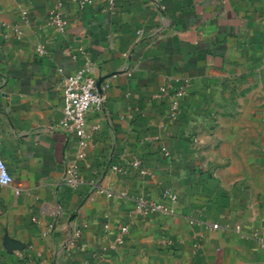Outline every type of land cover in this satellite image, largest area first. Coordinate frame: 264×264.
Masks as SVG:
<instances>
[{
    "label": "crops",
    "instance_id": "0c3cea01",
    "mask_svg": "<svg viewBox=\"0 0 264 264\" xmlns=\"http://www.w3.org/2000/svg\"><path fill=\"white\" fill-rule=\"evenodd\" d=\"M80 68L107 94L82 148L53 130ZM263 145L264 0H0V264H264Z\"/></svg>",
    "mask_w": 264,
    "mask_h": 264
},
{
    "label": "built area",
    "instance_id": "2783aa9c",
    "mask_svg": "<svg viewBox=\"0 0 264 264\" xmlns=\"http://www.w3.org/2000/svg\"><path fill=\"white\" fill-rule=\"evenodd\" d=\"M83 4L91 3L92 0H82ZM109 9L112 13L115 12V0H108ZM62 4L59 2L57 6L52 10L49 17V24H53L58 28L63 29L68 20L61 11ZM39 53L44 52L43 46H38ZM118 72L110 74L109 79L116 78ZM107 81L105 88L109 86L110 82ZM184 89L176 91L172 99V114L173 117L180 111V98L184 95ZM63 116L60 122L53 126L55 132H59L65 135L74 134L78 138V146L84 147L87 142L91 139L93 133L100 128V124H94L89 126L88 114L90 112H96L103 117H107V94L105 90L100 88L99 80L90 74L86 68H80L68 75L63 82ZM79 148L78 155L73 161L72 166L66 167L62 173L60 184L68 186H78L82 183L83 179L80 177L79 161L83 158V153ZM135 167H141L142 161L136 158L133 161ZM109 167L114 171H119L121 168L118 165L112 163ZM141 174H145L146 170L141 169ZM13 182V176L9 172L8 166L4 160L0 158V185L9 186ZM164 196L168 198L172 203L177 202L178 195L171 191L166 190ZM140 202L146 206V210L153 211H167L172 213L173 210L167 208L163 203H156L153 201H145L143 199ZM61 211H59V214ZM219 224H213V228L217 229ZM82 234V226L75 225L69 230V236L65 240L64 245L71 247L76 244Z\"/></svg>",
    "mask_w": 264,
    "mask_h": 264
},
{
    "label": "rangeland",
    "instance_id": "374dc122",
    "mask_svg": "<svg viewBox=\"0 0 264 264\" xmlns=\"http://www.w3.org/2000/svg\"><path fill=\"white\" fill-rule=\"evenodd\" d=\"M182 88H183V87L179 88V90L182 89ZM184 91H185L184 95L187 94V91H186V90H184ZM175 93H176V91H175ZM169 95H170V93H169ZM171 95L174 96L173 93H171ZM172 96L170 97L171 100L173 99ZM180 99H181V98H180ZM180 99H179V100H180ZM183 99H184V98L182 97L181 100H183ZM179 102H180V101H179ZM263 146H264V145H263Z\"/></svg>",
    "mask_w": 264,
    "mask_h": 264
}]
</instances>
